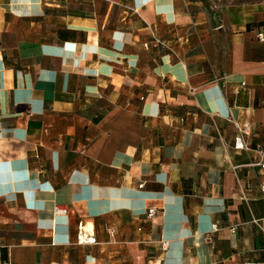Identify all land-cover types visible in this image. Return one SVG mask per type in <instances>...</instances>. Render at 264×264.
Segmentation results:
<instances>
[{
  "label": "crops",
  "instance_id": "obj_1",
  "mask_svg": "<svg viewBox=\"0 0 264 264\" xmlns=\"http://www.w3.org/2000/svg\"><path fill=\"white\" fill-rule=\"evenodd\" d=\"M258 31L264 0H0V264L264 262Z\"/></svg>",
  "mask_w": 264,
  "mask_h": 264
},
{
  "label": "built area",
  "instance_id": "obj_2",
  "mask_svg": "<svg viewBox=\"0 0 264 264\" xmlns=\"http://www.w3.org/2000/svg\"><path fill=\"white\" fill-rule=\"evenodd\" d=\"M256 36L259 40H264V33L258 31L256 33ZM156 41L159 42L158 40ZM235 125L237 128V132L234 137V148L246 149L247 148L246 136H248V134L250 133L251 126L249 123H243V124L235 123ZM258 154H259V160L257 164L262 169H264V147L258 150ZM260 189L262 193V198H264V183L261 184ZM156 211L157 209L155 207H149L146 210V214L147 216H152ZM53 213L55 215H66L68 214V206L65 204L57 203L53 206ZM94 241H95V238L93 234H89L86 230L82 228V225L79 224L77 234H76V242L77 243H83V242L90 243ZM165 244L166 242L162 243V245H165ZM1 264H12V263L9 260H6V261L1 262ZM244 264H264V262H245Z\"/></svg>",
  "mask_w": 264,
  "mask_h": 264
},
{
  "label": "rangeland",
  "instance_id": "obj_3",
  "mask_svg": "<svg viewBox=\"0 0 264 264\" xmlns=\"http://www.w3.org/2000/svg\"><path fill=\"white\" fill-rule=\"evenodd\" d=\"M202 5H213V6H223L227 4L242 2L244 0H199ZM250 1V0H247Z\"/></svg>",
  "mask_w": 264,
  "mask_h": 264
}]
</instances>
